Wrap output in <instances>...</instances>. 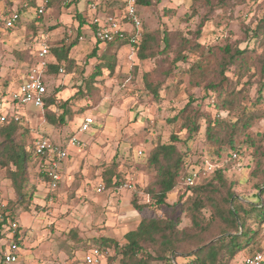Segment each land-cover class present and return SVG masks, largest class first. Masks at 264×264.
<instances>
[{"label":"rangeland","instance_id":"rangeland-1","mask_svg":"<svg viewBox=\"0 0 264 264\" xmlns=\"http://www.w3.org/2000/svg\"><path fill=\"white\" fill-rule=\"evenodd\" d=\"M6 1L11 6L27 5L17 31L9 36L5 44L0 45V75L4 80L7 77L9 79V76L12 75L11 81L18 82L29 69L42 62L37 55L40 48L39 42L30 40L28 37L33 26L35 25L34 27L37 29L35 37L43 36L48 39L47 42L51 49L62 41L69 45L77 38L78 33L77 29L72 26L71 18L66 15H78L77 4L82 2L80 7L84 8L85 0H48L46 13L41 18L35 17V9L42 0H36L35 6H31V0ZM97 1L100 5L96 15L89 16L91 11L88 7V4L91 3L89 0H86V9L80 13L85 24H89V28L85 30V34H80L78 44L82 41V37H87L83 39L84 42L90 40L94 47L97 43L93 26L96 18L105 15L106 7V3L101 4L103 0ZM212 1V8L209 6L208 9L205 5H200L199 16L193 15V0H155L156 5L150 9L142 10V14L146 31L158 29L180 31L189 38H192L191 33L196 32L199 28L201 17L209 14L211 19L203 28L202 37L198 40L203 45L205 52L211 48L216 49L225 45L253 49L250 52V58L244 62L247 67L246 76L240 80L237 67H230L226 73L230 84H224L220 95L205 90L204 85L206 84L201 87L192 86L188 72H186L191 64L199 59H213L208 52L205 57L192 55L187 62L180 63L178 68H173L166 77V71L171 67L170 63L176 56L175 52L179 44L177 40L173 42L172 51L165 56L164 60L159 58L145 61H140L134 50L128 45L124 46L125 49L118 50L115 45L103 43L97 59H88L92 50H85L81 53L73 51L72 58L75 65L72 72H67L64 66L63 72L56 74L55 79L48 85L49 94L54 95L57 99V103L50 109L56 117L63 114V109L60 108L61 103L72 97L79 89H83L81 95L68 106L70 114L66 118L65 125L50 124L44 116L45 111L32 104H28L24 108L23 112L26 118L21 121L17 139L24 141L28 150L32 149L34 141L42 136L51 138L54 136L55 139H53L57 142L59 137L66 140V138L77 134L83 142L94 137L96 141L93 145L87 144L76 152V160L71 171H103L102 177L106 187L105 192L99 194L94 191L88 196L77 191H61L59 188L50 192L46 188L48 185L37 173L38 161L33 160L30 164L26 188L29 199L23 205L16 200L11 181L7 179L5 170L0 168L1 220L9 214L14 215L11 222L19 220L22 223V219L30 216L43 220L50 216H58L67 222L66 234L57 236L59 238L57 247L51 250L55 251V254L50 253V256L47 255L46 259H40L37 263L35 262L36 264H84L82 259L87 251L95 245L100 246L103 239H113L120 244L126 242L125 234L137 227L134 223L129 224L130 222L120 219V215L129 210L127 203L130 193H125L126 197L121 199L119 208L108 203L111 206L108 210L105 207L106 204L102 202L104 198L110 199L112 195L114 204L117 205L119 197L123 196V191H119L121 195H118L117 190L109 196L110 189L108 188L111 187L106 184L108 175L105 176V173L107 174L114 165L118 166V171L113 172L116 174L120 172L123 180L127 178H125L127 172L134 171V176L131 178L135 180L136 188L131 191L132 199H134L132 206L137 203L143 209H147L148 218H178L180 219L179 229H191V222L185 216V212L181 210V204L177 206L176 203L179 196L187 190L183 177L194 167L196 169L193 171L203 170L210 166L214 167L213 169H225L227 178L236 182L235 189L239 196L251 201L257 200L256 185L258 180L251 174L255 168L252 145H244L238 158L231 159V155L235 151L230 150L223 143L221 156H217L215 151L218 149V145L215 146L207 138V123L202 121L200 133L194 141L189 142L188 148L184 143L187 132L180 131L178 123L170 122L187 105L191 95L196 99L194 107L203 113L210 114L212 118L236 121V114L239 111L237 101L231 112L221 108L222 101L228 97L230 90L234 89L236 94L240 95L238 102H242L245 106H254L258 89L261 84H264V73L260 72L264 49L259 48L258 45L254 46L250 40L251 36L247 34L248 31L256 27L259 19L263 16L264 0ZM222 1L225 2L222 3ZM210 9H213V12L207 13L206 11H210ZM113 12H115V7H113ZM73 20L76 18L74 17ZM52 54L44 60L48 67L53 63ZM114 54L117 55L115 73L110 76L109 71L103 69L102 75L90 87L86 79L96 71L97 66H104L111 61ZM153 71H156L152 76L153 82L160 84L159 99H155L145 86V74L153 73ZM211 77L216 78L217 75L212 73ZM90 93L91 96H89ZM98 101L100 102L97 105ZM255 108L257 110L264 109V102L256 104ZM87 117L93 118L96 124L89 132L79 134V125ZM172 133H177L181 137L183 142L178 143V147L181 152L187 155V161L178 186L168 195L165 204L159 206L155 199L159 188L155 181V173L147 168L146 157L156 145L169 144ZM247 135L253 140H260L264 147V119L256 120L247 131ZM223 138L226 142V135ZM138 152H142V155H138ZM116 174L113 179L117 177ZM208 176L204 179L205 182L210 178ZM50 200L53 202L52 206H49ZM92 208L94 210L92 214L99 219L94 225L89 223L87 230L83 231L84 237H80V226L78 225H81L83 217H93L89 214ZM7 209L11 211L7 212ZM57 209L60 212L53 214ZM208 215L209 213H207V217ZM43 230H47V233H51V235L54 232L62 231L55 229L52 224H48ZM23 232L26 233V230L24 229ZM262 236L260 244L264 248V232ZM0 241H2L0 242L1 254V251L5 249V241L3 242V238ZM24 246L27 248L26 241ZM60 246L64 252L61 257L56 253ZM108 248L111 251L107 255L108 264H121L122 257L117 256L114 246ZM186 249L193 250L190 245ZM249 251L250 248L242 251L227 264H240L250 256ZM188 261L189 257H179L174 261V264H186ZM152 263L166 264L157 259ZM22 264H27V256L23 257Z\"/></svg>","mask_w":264,"mask_h":264},{"label":"trees","instance_id":"trees-1","mask_svg":"<svg viewBox=\"0 0 264 264\" xmlns=\"http://www.w3.org/2000/svg\"><path fill=\"white\" fill-rule=\"evenodd\" d=\"M116 1L103 0L101 2V4L106 3L105 15L115 13L113 7L116 6ZM193 1L192 10L195 16L200 15V5H205L207 8L213 6L212 0ZM224 2L222 1V3ZM30 4L35 6L36 0H31ZM139 5L143 17L142 10L154 7L156 2L155 0H139ZM25 8H27V5H21L18 10L23 12ZM206 12L212 13L213 9ZM210 19L209 14L201 17L199 28L196 32L191 33L192 38L184 36L180 31H161L160 29L146 31L144 29L142 39L133 46L129 45L128 41H114L108 44L115 45L118 50L126 45L130 46L140 61L159 58L164 60L165 56L172 51L173 42L177 40L179 44L175 52L176 56L170 63L171 67L166 71V77L172 72L173 68H178L180 63L187 62L192 55L205 57L208 52L213 59H199L192 63L186 72H188L192 86L201 87L206 84L204 85L205 90L220 95L224 84H230L229 78L226 76L230 67H237L240 80L246 76L247 67L244 62L250 58V52L253 49L225 45L216 49L211 48L205 52L203 45L198 40L202 37V30ZM84 24L85 20L81 22L77 29V38L69 45L62 41L59 45L50 48V54L53 53V63L49 67L47 66V73L58 74L64 66L67 72H72L75 65L72 53L78 45L81 28ZM34 26L28 34L30 40L35 42L45 41L43 36L41 38L35 37L37 29ZM247 34L251 36L250 40L254 43V46L258 45L259 48L264 49V14L259 19L256 27L248 31ZM46 43L48 44V42ZM101 44L103 42L97 40L93 51L88 56L89 60L99 57ZM116 67L117 55L114 54L112 60L106 65L96 67V71L86 79L87 84L90 87L93 86L97 78L102 75L103 69H107L110 76H112ZM154 72L156 71L145 74L144 81L146 89L151 91L155 99H159L160 84L153 82ZM260 72L264 73V58L261 59ZM212 73H215L217 77L212 78ZM82 90L79 89L72 97L61 103L60 108L63 109V114L58 117L50 111L51 107L57 103V99L52 94L47 95L43 107L46 120L52 125H65L66 118L70 114L68 106L81 95ZM263 92L264 84H261L255 105L245 106L242 102H238L240 95L236 94V90H230L228 97L222 101L221 108L231 112L237 101L239 111L236 114V121L218 117L212 118L210 114L203 113L200 109L194 107L196 99L193 95L190 96L187 105L170 121L171 123H178L180 131L185 130L187 132L184 143L188 148L189 142L194 141L200 133L202 121L207 123V138L215 146L218 145V149L215 151L217 156H221L223 143L230 150L235 151L236 158L240 155L244 145H252L255 168L251 174L258 180L256 185L258 190L257 200L251 201L239 196L235 189L236 182L227 178L225 169L215 168L208 176L210 178L207 182L202 180L196 185H186L187 190L179 196L176 203L177 206L181 204V210L185 212V216L191 222V229H179L180 219L178 218H142L134 230L125 234L126 242L124 244H120L113 239L106 238L102 240L101 245L114 246L117 256L122 257L121 264H153L152 262L155 259L166 264H174V261L179 257H189L186 264H227L248 248H250L249 255L263 251L264 248H262L260 240L264 232V147L260 140H253L247 135V131L256 120L264 119V109L257 110L255 108L256 104L264 102ZM91 95L90 93L89 96ZM99 102H97V105ZM20 125L21 122L13 120L0 124V168L5 170L7 179L11 181L17 197L16 200L19 204L24 205L29 199L27 198L26 188L30 164L33 160L37 161V157L35 154L36 140L32 145V149L28 150L26 143L17 139ZM225 135L226 142L223 138ZM180 142H183L181 137L177 133H172L169 144L156 145L146 157L147 168L155 173V181L159 188L158 193L155 195L159 206L165 204L168 195L178 186L187 161V155L179 150L178 143ZM231 159H234L233 154ZM117 168L118 166L114 165L107 174L105 173V176L108 175L106 184L109 187L113 186V177L116 174L113 171H118ZM195 169L196 167L191 171ZM116 175L115 178L118 181V184H116L119 185L124 180L120 172H117ZM135 207L137 210L143 209L137 203ZM10 211V209H7V212ZM207 213H209L208 217ZM13 216L7 214L2 220L0 219V239L7 238L9 235L7 228L10 226ZM16 240H18V236H16ZM189 245L192 246L193 250L186 249Z\"/></svg>","mask_w":264,"mask_h":264},{"label":"built area","instance_id":"built-area-1","mask_svg":"<svg viewBox=\"0 0 264 264\" xmlns=\"http://www.w3.org/2000/svg\"><path fill=\"white\" fill-rule=\"evenodd\" d=\"M90 10L96 15L100 3L97 0H89ZM1 2V0H0ZM48 0H42L35 9V17L41 18L47 10ZM116 12L112 15H104L101 18H96L94 37L103 42L109 43L114 41H128L129 45L133 46L138 43L144 33V22L141 15L139 0H117L115 6ZM21 19L19 10L2 11L0 12V35L14 30ZM43 41L38 51V57L42 60L40 65L33 66L25 81L15 90L3 94L0 91V124H4L10 120L21 122L25 120L24 108L28 104H32L37 108L43 109L45 99L48 95V84L46 81L47 64L44 60L50 56V47ZM63 72V70H61ZM95 120L91 117L84 119L79 128L80 133L90 131ZM69 147H80L81 141L77 136L72 137L68 141ZM35 154L37 157V167L40 178L48 185L49 191H55L59 188L62 176L59 173L60 164L68 157V152L63 146L53 142L48 137H39L35 141ZM142 155V152H138ZM237 155L233 154V158ZM214 167H206L203 170L193 171L185 176L184 182L186 185H196L212 172ZM118 181L116 180L115 184ZM118 184V183H117ZM116 184L117 191H132L136 185L133 178L127 177L123 182ZM106 191L104 185H100L97 192L103 193ZM19 223L11 222L7 231L9 240L5 245V249L0 254V264H19L21 246L18 236ZM110 249L103 246L91 247L83 258L84 264H108L107 255L110 254ZM240 264H264V249L248 256Z\"/></svg>","mask_w":264,"mask_h":264},{"label":"crops","instance_id":"crops-1","mask_svg":"<svg viewBox=\"0 0 264 264\" xmlns=\"http://www.w3.org/2000/svg\"><path fill=\"white\" fill-rule=\"evenodd\" d=\"M82 6V2H79L77 4V14L76 16L74 15H66L67 17L71 18V23H73V27H75L76 29L79 28L81 22L83 21V17L81 16V12H83L86 9V0H85V7L82 8L80 7ZM12 11V10H18L17 6H10V4L6 1V0H1L0 2V12L2 11ZM24 12V11H23ZM21 12V19L19 21V23L17 24V27L12 30L9 31L5 34H1L0 35V45L5 44V41L9 38V36L14 33V31H17V29L19 28L23 17H24V13ZM116 12V10H115ZM92 14H94L92 11H90L89 16H91ZM76 18V20H73V18ZM94 27V26H93ZM89 28V24H84L83 27L81 28V33L85 34V30ZM49 38V37H48ZM87 37H82L80 41V43L78 44V46L74 49V51L76 50V52L78 51L79 53L84 52L85 50L87 51H93L94 46L92 45L93 43H90L91 41H87L83 39H86ZM45 41H47L48 39H46L44 37ZM42 41L39 42V44L41 45ZM95 45V44H94ZM102 48V44L100 45V50ZM123 49H125L123 47ZM121 49V50H123ZM122 52V51H121ZM30 69L26 72V74L18 81H11V79L13 78V76H9L4 80L2 79L3 76L0 75V91H2L3 94H7L9 91H13L15 89H17L26 79L27 74L29 73ZM1 73V72H0ZM57 75L56 74H49L46 73V81L47 84L49 85L51 81H53L55 79ZM49 95V92H48ZM43 110V109H42ZM85 119V118H84ZM84 119L82 120L81 124L83 123ZM81 124L79 125V128L81 126ZM96 123L94 122L93 125H95ZM93 127V126H92ZM78 128V129H79ZM79 134H84V133H80ZM78 137V134L76 135ZM42 137H48L51 138L50 136H42ZM75 136H71L66 138V140L62 137H59V141H55V137L52 136L51 140L57 144H60L61 146L64 147V149L67 150L68 152V157L65 161H63L60 166H59V173L62 176V180L60 182L59 185V190L61 191H77L80 192L82 194H87L91 195V192L97 191V189L99 188L100 185H104V179L102 177V172L103 171H71L73 168V163L76 160V156H77V151H80L79 149L81 147H85L87 144H91L93 145L95 143V138H90L88 141L83 142L81 141V146L80 147H69L68 146V141ZM54 138V139H53ZM57 140V139H56ZM122 173L124 171H121ZM134 171H130L127 172V174L125 175L126 177H133L134 176ZM38 173V171H37ZM39 174V173H38ZM116 178L113 179V186L108 192L109 196L112 194V192H116ZM46 188H48V186H46ZM49 191V189H48ZM121 192V191H120ZM126 192H129V200L127 203V207L129 208V210H127L126 213H122V215H120V219L130 222L129 224H135L136 225L139 224V222L141 221L142 218H148L149 214L147 209H140L137 210L135 207V203L134 206L133 205V201L134 199H132V193L131 191H123V196L119 197V201L114 204V199L112 197V195L109 198H104L103 199V203L106 204L105 207H107V209L109 210L111 208L110 205L119 208L120 205V201L122 198H125L126 196ZM98 193V192H97ZM119 193V191L117 192ZM115 194V193H114ZM113 194V195H114ZM117 195V194H116ZM118 195H121L120 193ZM117 195V196H118ZM51 201V200H50ZM111 201V202H110ZM110 205H109V204ZM53 202L51 201V203L49 202V206H52ZM108 204V205H107ZM130 206V207H129ZM116 210V209H114ZM58 212H60V210H54L53 214H57ZM94 212L93 208L91 210V213H89L90 215H92L93 217H83V220L80 222L81 225L80 226V233L79 236L80 237H84V233L83 231L87 230L86 228H88V224L91 223L92 225L95 224V222L99 219V217L93 215L92 213ZM22 217V216H21ZM26 218V219H25ZM24 219H22V223H20L19 220H16L19 223V230H18V240L20 242V246H21V252H20V262L19 264H22L23 262V257L27 256V264H36L40 259H46L47 255L50 256L51 254H55V251H51L53 249H55L57 246V241H59V238H57V236H60L61 234L65 233V228H67L68 225L67 222L64 219H61L58 216L55 217H51L47 218L46 220L40 219V218H35V217H25ZM48 224H52L54 226L55 229L58 230H62L59 232H54L53 235H51V233H47V230H43ZM26 230V233L23 232V230ZM66 234V233H65ZM26 237V239H25ZM9 235L7 236L6 239H3V242L6 243L9 240ZM54 238V239H53ZM50 239V240H48ZM26 241V245L27 248L24 246ZM2 242V241H0ZM59 249L56 251L57 255L59 257H61L64 252L61 249V246L58 247ZM83 261V259H82ZM36 262V263H35Z\"/></svg>","mask_w":264,"mask_h":264}]
</instances>
